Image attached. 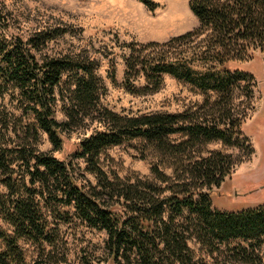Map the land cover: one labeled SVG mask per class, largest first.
Wrapping results in <instances>:
<instances>
[{"label":"trees","instance_id":"trees-1","mask_svg":"<svg viewBox=\"0 0 264 264\" xmlns=\"http://www.w3.org/2000/svg\"><path fill=\"white\" fill-rule=\"evenodd\" d=\"M139 1L149 10L158 5ZM188 8L197 27L124 44L122 81L129 92H154L169 74L201 90L202 104L122 114L102 103L106 87L93 58L48 52L65 27L11 34L0 5V264H67L55 246L59 222L73 218L105 232L103 255H83L79 264L261 263L264 199L252 207L213 206L214 187L237 160L206 146L246 139L256 80L234 63L264 54V0H188ZM90 124L66 159L37 146L45 134L57 150L63 134ZM132 138L153 151L151 179L103 167L101 152ZM20 239L36 244L32 262Z\"/></svg>","mask_w":264,"mask_h":264},{"label":"rangeland","instance_id":"rangeland-1","mask_svg":"<svg viewBox=\"0 0 264 264\" xmlns=\"http://www.w3.org/2000/svg\"><path fill=\"white\" fill-rule=\"evenodd\" d=\"M153 10L139 0H0L8 13V32L27 36L44 26H63L66 31L48 45L49 53L73 52L87 55L96 62V73L106 87L102 103L122 114L148 111L177 112L196 108L205 94L191 83L169 74L162 76L160 88L154 92L134 93L123 86L124 44L129 41H164L168 37L198 26L197 18L188 8V0H154ZM234 65L253 73L256 84L246 108L241 146L214 141L207 149L231 154L237 160L231 172L214 187L212 205L222 209L251 206L264 199V54L255 52ZM114 71L111 80L110 71ZM246 105L243 103L242 106ZM56 115L63 118L57 105ZM93 124L63 134L59 149H51L45 134L37 146L60 159H66L77 142ZM19 139L18 136H15ZM100 158L108 172L122 177L152 178L150 165L153 151L140 138H132L105 148ZM168 171V170H167ZM2 186L0 184V190ZM60 239L55 250L64 252L67 264H79V257L103 255L105 232L89 227L73 218L59 222ZM26 260L37 257L36 244L20 239ZM264 264V244L260 248ZM211 259H208V264ZM46 264V263H43ZM98 264H113L102 259Z\"/></svg>","mask_w":264,"mask_h":264}]
</instances>
